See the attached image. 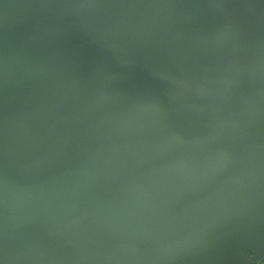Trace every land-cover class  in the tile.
I'll return each mask as SVG.
<instances>
[{
    "label": "water",
    "instance_id": "obj_1",
    "mask_svg": "<svg viewBox=\"0 0 264 264\" xmlns=\"http://www.w3.org/2000/svg\"><path fill=\"white\" fill-rule=\"evenodd\" d=\"M264 258V0H0V264Z\"/></svg>",
    "mask_w": 264,
    "mask_h": 264
},
{
    "label": "crops",
    "instance_id": "obj_2",
    "mask_svg": "<svg viewBox=\"0 0 264 264\" xmlns=\"http://www.w3.org/2000/svg\"><path fill=\"white\" fill-rule=\"evenodd\" d=\"M257 264H264V258L261 259Z\"/></svg>",
    "mask_w": 264,
    "mask_h": 264
}]
</instances>
